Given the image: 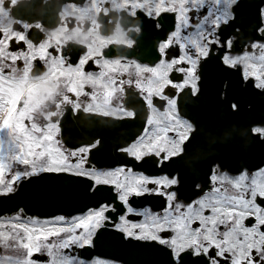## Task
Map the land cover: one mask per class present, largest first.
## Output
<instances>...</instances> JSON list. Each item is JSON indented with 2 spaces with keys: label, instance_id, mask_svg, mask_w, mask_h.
Wrapping results in <instances>:
<instances>
[{
  "label": "flooded vegetation",
  "instance_id": "flooded-vegetation-1",
  "mask_svg": "<svg viewBox=\"0 0 264 264\" xmlns=\"http://www.w3.org/2000/svg\"><path fill=\"white\" fill-rule=\"evenodd\" d=\"M9 38L15 41L11 55L20 59L11 64L0 57V66L11 67L21 83L7 88L0 81V92L7 89L16 99L27 96L29 104L11 113L9 125L0 113V172L25 180L46 167H68L65 153L99 140L93 149L99 164L93 169L72 165V171L104 179L96 169L105 172L129 163L155 173L154 159L135 165L121 150L142 129L175 154L167 169L182 176L181 203L197 196L193 185L203 188L213 166L216 181L233 192L234 184L264 166V118L257 123L254 115L264 111V0H0V52L8 50ZM226 41L231 51L219 47ZM32 57H43V66ZM81 57L90 58L88 64ZM229 61L236 74L225 78L222 90H207L209 76L210 83L218 81ZM242 70L257 79L245 80ZM233 79L235 89H230ZM33 108L34 119L25 121ZM257 139L262 142L258 155L251 147ZM258 156L263 159L256 162ZM112 163L116 165H108ZM261 174L264 168L256 178ZM161 202L159 197L138 199L149 207ZM20 209L0 217V230L8 234L0 237V264H24L21 226L46 218ZM232 214L219 219L226 222ZM246 214L239 209L237 222ZM217 228L211 226L207 235L215 238ZM232 228L238 235L236 225ZM87 253L109 264H128L127 259L135 264L137 258L143 259L140 264H160V257L164 264H174L169 248L147 239H124L111 224L101 229ZM183 264L208 261L186 255Z\"/></svg>",
  "mask_w": 264,
  "mask_h": 264
},
{
  "label": "snow or ice",
  "instance_id": "snow-or-ice-1",
  "mask_svg": "<svg viewBox=\"0 0 264 264\" xmlns=\"http://www.w3.org/2000/svg\"><path fill=\"white\" fill-rule=\"evenodd\" d=\"M14 42L9 38L8 50L0 52V57H5L11 64L20 59L19 56L11 55V44ZM209 43L214 45L215 41L210 40ZM168 47L171 49V45ZM219 47H227L231 51L230 41ZM208 51L211 52L212 49L209 48ZM228 51L224 53L222 61L226 60ZM207 55L205 53V58ZM32 59H39L43 66V57ZM89 59L81 57L80 62L88 64ZM96 63L99 64V61ZM2 64L3 61L0 60V65ZM227 66L234 67L235 63L229 61ZM241 75L245 80L257 79L255 73L245 74L244 70ZM0 81L7 88H14L21 83L11 67L3 66H0ZM157 98L164 100L165 104L168 102L164 96ZM145 102L151 105L147 98ZM25 104H29L27 96L16 99L7 89L0 92V113L7 117L3 121L4 125H9L13 119L11 113H19ZM34 112L33 108L32 112L25 114V121L33 120ZM150 124L151 120H146V125ZM137 141H140L138 145ZM134 145L136 146L133 147ZM96 147H99V140L65 153L63 164L68 167H46L32 172L33 176L43 172L80 178L87 181V190L92 194L108 190L113 195L112 200L100 199L92 205H86L77 216L47 217L42 222L39 218H33L30 225L21 226L24 235L20 238V244L26 251L24 264H109L106 259L87 253L88 249L95 248L101 229L108 224L121 233L124 239H147L169 248L174 264H183L186 255L204 256L208 264H264V174L256 178V173L261 172L264 166L248 173L243 183L234 184V192L216 181L213 166L208 175V183L203 188L193 185L197 196L189 197L186 203H181L179 192L183 184L182 176L174 169H167L175 154H170L168 148L147 136L144 129L121 150L135 165H140L149 158L154 159V166L158 170L155 173L130 166L129 163H122L105 172L96 169L104 179H98L91 172L71 170V166L76 164H82L87 169H93L94 163L99 164L93 156V149ZM42 148L43 145H39L36 150L41 151ZM23 179V176L13 175L8 170L0 172V201L8 199L13 194L17 181L23 183ZM5 184L7 188L4 187ZM146 197H159L162 202L150 207L138 204V199ZM241 208L247 214L237 222L235 214ZM19 212H23V209ZM228 212L233 214L227 215L226 222L219 219ZM212 217L217 219H210ZM216 224V237L210 238L207 230H211V226ZM232 225H236L238 235L233 236ZM3 227L0 223V229ZM7 235L0 230V237L6 238Z\"/></svg>",
  "mask_w": 264,
  "mask_h": 264
},
{
  "label": "water",
  "instance_id": "water-1",
  "mask_svg": "<svg viewBox=\"0 0 264 264\" xmlns=\"http://www.w3.org/2000/svg\"><path fill=\"white\" fill-rule=\"evenodd\" d=\"M109 192L103 190L92 194L87 190L85 180L47 173L27 180L15 195H10L8 199L0 201V215L8 211L10 206L14 204L17 206V202L29 210V203L39 204L40 199L44 203L47 202V209H44V213L48 216L59 213L72 215L79 213L86 205L106 199Z\"/></svg>",
  "mask_w": 264,
  "mask_h": 264
}]
</instances>
